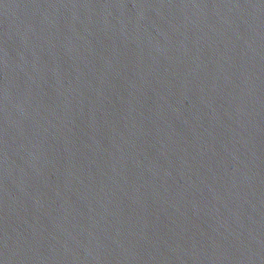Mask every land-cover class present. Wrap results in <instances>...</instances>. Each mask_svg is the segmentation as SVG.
<instances>
[{
	"label": "water",
	"instance_id": "1",
	"mask_svg": "<svg viewBox=\"0 0 264 264\" xmlns=\"http://www.w3.org/2000/svg\"><path fill=\"white\" fill-rule=\"evenodd\" d=\"M0 264H264V0H0Z\"/></svg>",
	"mask_w": 264,
	"mask_h": 264
}]
</instances>
